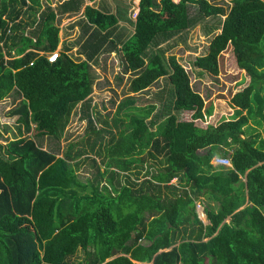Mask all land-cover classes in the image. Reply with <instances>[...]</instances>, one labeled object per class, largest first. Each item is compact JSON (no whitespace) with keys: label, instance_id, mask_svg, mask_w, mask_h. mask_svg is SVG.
Wrapping results in <instances>:
<instances>
[{"label":"trees","instance_id":"obj_1","mask_svg":"<svg viewBox=\"0 0 264 264\" xmlns=\"http://www.w3.org/2000/svg\"><path fill=\"white\" fill-rule=\"evenodd\" d=\"M188 4L199 18L223 17L191 66L214 78L223 71L243 77L228 91L233 113L222 120L209 116L211 106L174 56L145 57L157 38L195 24ZM78 13L84 59L62 46L48 63L59 44L57 18ZM117 21L83 0H61L54 9L0 0V101L18 97L8 114L30 132L0 144V264H70L77 249L83 258L76 264H264V137L252 135L264 127V0H229L227 9L206 0H138L126 39L113 35ZM101 50L120 54L130 94L166 77L168 105L154 112V104L136 106L126 96L108 119L94 110V128L89 63ZM76 106L93 136L85 139L89 150L108 135L103 152L93 151L103 169L84 183L70 164L84 152L76 143L58 156L34 141H58ZM218 154L232 169L213 170L209 161ZM145 160L156 169L130 181ZM200 199L205 225L195 211Z\"/></svg>","mask_w":264,"mask_h":264},{"label":"rangeland","instance_id":"obj_2","mask_svg":"<svg viewBox=\"0 0 264 264\" xmlns=\"http://www.w3.org/2000/svg\"><path fill=\"white\" fill-rule=\"evenodd\" d=\"M41 8L49 6L54 9L55 6L61 2V0H38ZM177 1V0H173ZM210 4L221 5L224 9H227L229 0H206ZM138 0H94V2H88L83 0L84 5L93 6L103 12H108L116 15L117 25L113 31V35H117L120 39L128 38L132 33L133 12L137 9ZM188 16L194 17L196 22L188 29L172 35L170 38H157L153 44H150L145 52V57H149L154 53L163 54L164 62L168 56H174L177 62L186 70L189 83L193 90L199 93V95L206 103V109L211 106V114L209 116L219 115V119L228 118L232 113L228 105V91L231 90L234 83H239L243 78L241 73H238L233 80L229 76V73L224 71L219 73L215 78L206 73H200L197 69L191 66L194 57L203 55L206 51L207 44L211 37L219 32L220 24L223 17H207L199 18L197 16V6L195 4L187 5ZM80 12V11H79ZM197 17V18H196ZM79 13L73 16L63 15L57 18L56 24L58 25V38L59 44L56 52L61 49L62 46H68L69 50L67 54L73 59H84L79 54V46L82 42V37L79 30ZM9 34V33H6ZM26 34V33H25ZM1 45V44H0ZM91 69V76L93 77L92 90L89 95V110L91 119L93 120V127L99 128V124L94 119V110L100 114L102 119L104 115H108L107 119L114 111L115 105L124 97L132 96L135 100L136 106H145L147 104H154L155 111L161 108L162 105H168L170 97V89L166 77L159 78L153 83L146 91H142L138 94L128 93V81L131 77L129 73L122 72V65L120 54L116 51L105 52L101 50L92 62L89 63ZM238 81V82H237ZM222 96L223 98H220ZM18 102V97L11 93L0 101V144L17 139L18 137L27 138L30 137V132L24 131L17 122L15 117L9 116V110L13 108ZM91 112V113H90ZM170 114L176 116L177 119L182 118V114L169 111ZM79 113V106L73 110V113L69 116L68 122L63 130V134L58 141H53L50 138L34 139L35 143L43 150L53 151L54 153L61 155L69 144L76 143L74 149H83V155L74 159L70 164L76 163L75 174L79 181H94L93 177L98 170H102V161L99 157L95 156L93 151L99 148L100 152H103L102 144L106 141L108 135L105 134L102 137L101 144L96 141V146L89 150V146L85 142V139L90 136V133L86 127V120L81 119ZM208 117L205 118V123ZM109 122V120H107ZM263 126L262 124L256 128L254 134H258L259 139H263ZM113 135L116 134L114 128H109ZM249 134V133H248ZM247 135V131H246ZM93 139V136L88 138L89 141ZM99 144V146H98ZM229 151V149H226ZM96 151V150H95ZM104 153H101L103 156ZM93 161V162H92ZM153 163L145 160L142 163L137 180L134 176H129L130 181L138 183L145 177V171L150 172L156 169ZM213 170H218L213 168ZM124 176V175H123ZM120 182L124 181V178H118ZM103 185V180L98 184V187ZM200 201H195V211L197 217L202 224H207L204 215L201 213L202 204ZM198 204L199 206L197 207ZM264 212V208L261 209ZM144 243V241H141ZM83 253L77 249L76 252L68 258L70 264H76L81 261Z\"/></svg>","mask_w":264,"mask_h":264},{"label":"built area","instance_id":"obj_3","mask_svg":"<svg viewBox=\"0 0 264 264\" xmlns=\"http://www.w3.org/2000/svg\"><path fill=\"white\" fill-rule=\"evenodd\" d=\"M135 15H136V11L133 12V16H132L133 19H134ZM6 33H8V31ZM56 57H57V52L56 51H53V52H50V53H48L46 55V60H47L48 63H52V62L55 61ZM209 163H210V165L213 168L232 169V166H231L229 157L228 156H223L221 154H218L216 156H213L210 159ZM174 181H175L174 179L171 180L172 183ZM196 205H197V207L199 206L198 204H196Z\"/></svg>","mask_w":264,"mask_h":264},{"label":"clouds","instance_id":"obj_4","mask_svg":"<svg viewBox=\"0 0 264 264\" xmlns=\"http://www.w3.org/2000/svg\"><path fill=\"white\" fill-rule=\"evenodd\" d=\"M136 12H137V9H136ZM135 18V17H134ZM134 20V19H133ZM202 213V212H201Z\"/></svg>","mask_w":264,"mask_h":264},{"label":"crops","instance_id":"obj_5","mask_svg":"<svg viewBox=\"0 0 264 264\" xmlns=\"http://www.w3.org/2000/svg\"><path fill=\"white\" fill-rule=\"evenodd\" d=\"M94 2V1H93ZM263 134V133H262ZM263 137H264V134H263Z\"/></svg>","mask_w":264,"mask_h":264}]
</instances>
